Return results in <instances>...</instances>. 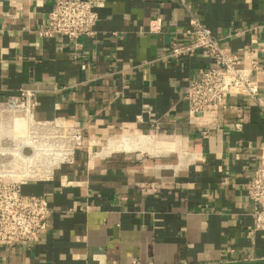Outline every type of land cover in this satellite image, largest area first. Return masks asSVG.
Returning <instances> with one entry per match:
<instances>
[{"label": "crops", "instance_id": "obj_1", "mask_svg": "<svg viewBox=\"0 0 264 264\" xmlns=\"http://www.w3.org/2000/svg\"><path fill=\"white\" fill-rule=\"evenodd\" d=\"M185 1L105 0L77 47L39 34L54 0H0V99L34 89L37 118L83 130L73 163L23 185L47 195L49 223L0 243V264H264L245 189L264 143V0ZM191 13L243 61L256 47L257 101L189 115V80L212 65L169 53Z\"/></svg>", "mask_w": 264, "mask_h": 264}, {"label": "built area", "instance_id": "obj_2", "mask_svg": "<svg viewBox=\"0 0 264 264\" xmlns=\"http://www.w3.org/2000/svg\"><path fill=\"white\" fill-rule=\"evenodd\" d=\"M181 1L186 4L185 0ZM105 4V0H54L39 34L50 37L62 34L74 39L78 47L82 35L96 34L99 9ZM186 34L188 42H174L169 53L182 57L202 51L212 61V65L200 69L196 77L189 80L190 116L224 108L226 97L231 94L258 100L261 92L257 75L260 57L256 47L245 53L243 61L241 54L227 49L213 29L194 13L190 15ZM37 104L36 91L31 88H21L0 99V243L7 245L39 240L49 223L47 195L25 193L23 185L49 179L63 163H73L77 146L83 144L82 128L68 121L37 118ZM19 115L30 121L22 135L14 138L11 127ZM32 137L38 139L40 146L55 144L56 149L35 158L36 147L26 143ZM21 146L23 149L18 151ZM245 189L254 204L253 227L264 230V143L261 161ZM133 264L140 263L134 260Z\"/></svg>", "mask_w": 264, "mask_h": 264}, {"label": "bare ground", "instance_id": "obj_3", "mask_svg": "<svg viewBox=\"0 0 264 264\" xmlns=\"http://www.w3.org/2000/svg\"><path fill=\"white\" fill-rule=\"evenodd\" d=\"M30 121L29 118H25V117H20L17 116L16 117V122L15 125H13V127H11V134L12 136L15 137H19V135L21 136L22 133L25 131L26 127V123L28 124V122ZM29 144H32L33 146H35V153H34V157L35 158H40L42 155H44L45 153H49L51 150L56 149L55 148V144H47L46 146H48V150L46 146H40V144L37 142L38 139L36 138H28L27 139ZM21 149H23V146H21L18 151H21ZM60 159H62V157H60Z\"/></svg>", "mask_w": 264, "mask_h": 264}]
</instances>
